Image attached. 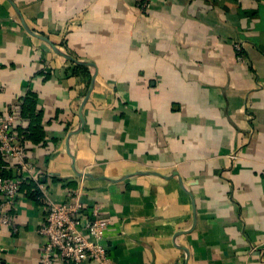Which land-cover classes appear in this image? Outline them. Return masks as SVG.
Segmentation results:
<instances>
[{"label":"crops","instance_id":"0c3cea01","mask_svg":"<svg viewBox=\"0 0 264 264\" xmlns=\"http://www.w3.org/2000/svg\"><path fill=\"white\" fill-rule=\"evenodd\" d=\"M7 114L37 177L0 264H39L74 190L118 264H264V0H0Z\"/></svg>","mask_w":264,"mask_h":264},{"label":"built area","instance_id":"2783aa9c","mask_svg":"<svg viewBox=\"0 0 264 264\" xmlns=\"http://www.w3.org/2000/svg\"><path fill=\"white\" fill-rule=\"evenodd\" d=\"M145 1L143 8H148ZM238 59L246 62V54L241 42L235 43ZM19 118L13 114L0 115V154L18 160V175L7 179L0 175V225L17 234L14 211L23 185L35 180L34 164L25 158L24 147L20 142L17 126ZM101 205L88 206L83 192L74 190L68 195V202L51 204L48 208L46 224L39 233L44 237L39 264L62 262L95 264H118L108 252L104 243L109 225L101 218Z\"/></svg>","mask_w":264,"mask_h":264},{"label":"water","instance_id":"95a60500","mask_svg":"<svg viewBox=\"0 0 264 264\" xmlns=\"http://www.w3.org/2000/svg\"><path fill=\"white\" fill-rule=\"evenodd\" d=\"M18 14H19V16H20V18H21V20H22V22H23V24H24V26H25V28L30 32V33H32L34 36H36L37 38H40V39H42V40H44L46 43H48L53 49H54V51L56 52V53H58V54H61V55H64L65 57H67V58H69V59H71V60H73L70 56H67V55H65V54H63L48 38H46L45 36H43V35H41V34H36V33H34V32H32L29 28H28V26L26 25V23L24 22V19H23V17H22V15H21V13L18 11ZM75 61V60H74ZM75 62H77V63H79V64H82L83 62H78V61H75ZM89 65H91V64H89Z\"/></svg>","mask_w":264,"mask_h":264},{"label":"trees","instance_id":"16d2710c","mask_svg":"<svg viewBox=\"0 0 264 264\" xmlns=\"http://www.w3.org/2000/svg\"><path fill=\"white\" fill-rule=\"evenodd\" d=\"M25 108H26V111H27V107H25ZM25 134H27V132L24 133V137H25ZM1 175H3V174H1Z\"/></svg>","mask_w":264,"mask_h":264}]
</instances>
